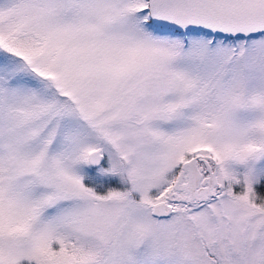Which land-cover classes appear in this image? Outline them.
Masks as SVG:
<instances>
[{
  "label": "snow or ice",
  "instance_id": "snow-or-ice-1",
  "mask_svg": "<svg viewBox=\"0 0 264 264\" xmlns=\"http://www.w3.org/2000/svg\"><path fill=\"white\" fill-rule=\"evenodd\" d=\"M0 264H264V0H0Z\"/></svg>",
  "mask_w": 264,
  "mask_h": 264
}]
</instances>
